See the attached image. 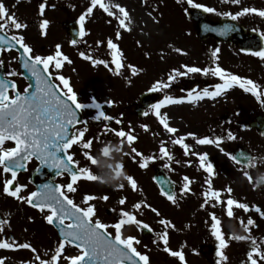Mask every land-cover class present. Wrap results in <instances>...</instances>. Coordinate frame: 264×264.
Returning a JSON list of instances; mask_svg holds the SVG:
<instances>
[{"label": "rangeland", "instance_id": "obj_1", "mask_svg": "<svg viewBox=\"0 0 264 264\" xmlns=\"http://www.w3.org/2000/svg\"><path fill=\"white\" fill-rule=\"evenodd\" d=\"M43 0H13L12 8L18 12V19L21 23L26 22L28 27L19 33H23L25 41L33 48V54L48 55L55 51V45L60 44L62 52L72 61L71 64L64 63L63 67L56 70L50 65V71L53 76L56 74L64 75L69 79V84L73 91L77 93L78 102L90 103L91 98L95 97L97 102L103 105V111L107 115L120 119L122 122L117 124L115 119L106 122L108 126L116 130H124L127 132L129 128L132 129V134L136 136V140L131 145L128 144L126 137L119 138L112 132H103V121H94L91 119L95 115L94 109L81 110L84 121H88V131L83 138L85 141L92 139L93 143L91 149H82L79 145H74L71 151L74 153V159L79 161L77 167H86L90 171L97 174L101 178H107L111 172L109 165H115L118 171H124L126 176H131L136 181L137 188L133 190L129 185L127 179H124L123 188H119L118 183L113 186H104L98 181H87L80 179L74 185L77 191L74 193H67L66 188L63 189L66 194L74 200L75 203L81 207L86 205L81 203L85 194H90L97 199L90 201L95 205V217L102 222L111 224L115 222L112 216L108 217L105 214L106 210L115 209L114 214L119 215L121 208L133 212L137 219L147 223L153 229L154 236L151 238H144L141 236L139 228L135 226H125L123 234L125 236L132 235L140 240V244L136 245L138 251L146 254L149 257L150 264H195L192 260L186 263L179 261L178 263L168 259L171 257L169 253L163 249L165 247L163 241L157 240V234L164 231V226L158 223V220L163 218L170 222L174 227H169L168 231V247L171 251H180L185 259L191 254H195L199 242L196 234H200L205 243L211 242L215 247L217 243L211 235V223H201L204 220L211 219L209 212L221 218L220 228L225 239H229L233 235H243L254 238L261 250H264V218L260 217L258 213L249 211L245 213L242 209L234 208V216L228 217L223 208L217 206L215 208L210 205H205L202 210L200 204L196 200L199 194L203 193L207 185L204 183L207 174L199 168V161L196 156H185L183 149L179 145H172L171 139L179 136H184L187 133L195 130L191 127H186L180 121L171 120L177 129L176 133L169 134L165 131L159 121L152 122L149 114L139 120L135 117L134 109L138 104L140 95L146 93L151 84L161 78L166 79L167 72L173 68H179L181 64L195 65L204 57L210 56V49L216 47L212 40L204 42L197 39L194 29H192L193 22L185 16L184 9L186 4H177L176 0H148L147 4L143 0H114L121 6H125L132 18L130 31L121 30V39H115V31L117 25L115 21L108 16L102 19L98 18L97 12L85 20V27L88 33L87 36L80 39L76 50L72 49V45L66 39L63 26L59 25V21L77 18L84 12L88 6L89 0H47L45 9V16L40 17L38 14V5ZM208 6L215 7L218 11L235 12L241 7H255L257 9H264V0H241L240 5H231L221 3L220 0H198ZM55 5V7H51ZM8 7H11L8 5ZM153 8L156 11H153ZM95 11V10H94ZM152 12L155 20L148 15ZM46 18L49 24L46 29V35H40L39 21ZM207 18L211 21L217 22L222 17L215 14H207ZM94 19V20H93ZM142 19H145L147 28ZM69 20V21H70ZM112 21L109 23V21ZM36 21L37 25L31 24ZM142 22V23H141ZM242 25H253L257 27L264 23L255 15H245L240 17L237 21ZM108 38H112L121 51L123 64L125 67L120 69L121 74L115 75L109 72L103 65H93L91 61L84 60L79 53L84 51L86 54L92 55L94 58L108 60L109 67L115 70V65L111 64V56L108 54L106 42ZM100 40L103 43L97 47L96 41ZM182 49L186 53H177L174 49ZM147 53V55H145ZM203 54V56H202ZM238 55H241L238 53ZM185 56L181 61L179 57ZM187 56L195 59L187 58ZM173 67L171 68L170 65ZM133 65L139 71L136 75H132L127 65ZM17 84L18 91L22 92L26 87V82L23 80H14ZM61 88L59 81H55ZM113 101L109 106L106 101ZM188 108L183 107L185 111ZM164 110L161 112L163 113ZM173 113V112H172ZM147 126V130L141 128L140 125ZM84 127L83 124L77 128ZM191 130V131H190ZM100 135V139L104 143L98 142L95 137ZM121 139L124 143L121 145ZM165 141V146L171 151L174 159L169 163L170 170L167 175L175 182L178 191L176 203L167 201L157 190L152 181L154 174V164H162L165 160L156 159L150 161L148 166L144 169L139 167L137 161L133 160L134 153H131V148H135L144 156H159L160 141ZM186 143L193 145V151L207 153L209 160L214 164L215 175L212 177L213 187L215 189H224L226 187L232 188V197L239 202L247 203L250 208L251 205H257L264 208V186L263 191H259L255 186V179L257 177L264 178V139L258 134H249L238 129L236 139L234 142H225L221 147L226 152L235 151L237 146H243L249 153L255 157L248 169H243L232 164L231 160H227L226 155L221 153L214 145H195V142L186 139ZM107 144L111 148L108 156H105L101 151L102 147ZM3 147H14L11 141H5ZM215 147V148H213ZM88 151L91 155L99 157V164L97 168L90 164L83 153ZM130 153V154H129ZM219 154V155H218ZM138 159V158H137ZM191 160V164L185 161ZM180 161V163H176ZM198 162V164L196 163ZM122 164V169L117 166ZM37 167L35 161L28 162V171H32ZM190 171L196 174L193 179L189 176ZM247 172L252 180L249 181ZM189 177L192 181L189 188L193 193L190 197V192L180 196V187L184 183L183 177ZM5 178H11L10 173H4L0 168V217L6 220L7 223L3 225L4 232L8 237L12 236L17 242H29L37 249V252L42 258L48 259L58 244V239L54 229L48 225L43 219L45 212L31 208L27 203L18 201L17 199L7 196L3 193V181ZM18 182L22 185H27L23 189L21 195H27L34 191V187L28 182V177L24 174H17V179L14 184ZM69 179L65 175L57 178L56 183L66 185ZM197 191V192H196ZM104 195L108 196L107 200L99 199ZM227 193L223 194V199L227 198ZM121 197H125V204L118 203ZM143 201L151 206L141 207L140 210H134L132 205ZM155 208L161 215L157 216L151 209ZM227 216V217H226ZM29 217L32 219L29 220ZM251 217L255 221L254 226H249V231H245L241 223H247L248 218ZM224 218L231 220L227 221ZM108 231L114 233V229L109 228ZM261 232L262 236H257ZM245 234V235H244ZM262 237V238H261ZM246 241V242H245ZM250 239L235 240L229 239V244L226 248L233 249V252H243L242 249L246 247ZM201 243V242H200ZM247 252L250 247H247ZM48 252L49 256H44ZM77 250H69L65 246V252L62 255L75 254ZM169 256V257H168ZM0 258H3L5 264H22L33 259V253L27 249L5 250L0 249ZM259 257H256V259ZM184 261V260H183ZM261 263V262H260ZM58 264L60 262L58 261ZM63 264H67L66 261ZM264 264V261L261 263Z\"/></svg>", "mask_w": 264, "mask_h": 264}, {"label": "snow or ice", "instance_id": "obj_2", "mask_svg": "<svg viewBox=\"0 0 264 264\" xmlns=\"http://www.w3.org/2000/svg\"><path fill=\"white\" fill-rule=\"evenodd\" d=\"M147 4L148 0H143ZM177 4H186L184 9L187 14L189 9L199 10L206 14H215L226 20H230L233 23H224L220 27H210L208 24H204L202 27L205 31L215 32L218 36H226L234 31H237V24L240 17L245 15H255L261 19H264V9H257L255 7H241L235 12L231 11H218L215 7L208 6L204 3L198 2V0H176ZM221 3L240 5L241 0H220ZM47 6V0H43L38 5V14L40 17L45 16V9ZM55 7V5H51ZM94 9L102 10L108 17H111L116 25L115 39H121V30L130 31L132 24V18L129 11L125 6H121L114 0H89L88 6L84 12H82L78 19L77 24L80 26L77 35L82 39L87 36L88 33L85 27V20L94 14ZM153 11H156L153 8ZM148 15L155 20L152 16V12ZM112 21L110 20L109 23ZM49 21L46 18H42L39 21L40 35H46V29ZM28 25L21 23L14 14L8 13L4 3L0 0V51L15 50L18 53L17 57H14L19 62L21 68L25 70L28 77L32 82L24 89L23 93L16 91V84L14 81L8 79V77L17 76L18 73L14 70H10L4 74H0V168L4 173H11V178H5L3 181V193L7 196L13 197L18 201L27 203L32 208L38 209L46 214L43 219L48 225L53 226L59 231L58 244L54 251L50 255V258H42L37 252V249L29 242H17L15 238L8 237L4 232L3 225L7 223L6 220L0 219V249L16 250L27 249L33 253V259L28 262H22V264H63L64 261L67 264H150L149 257L146 254L138 251L136 245L140 244L135 236L123 234L125 226H135L137 228L146 229L152 232L153 229L147 223H144L137 219L136 215L123 208L120 209L118 218L115 222L108 224L102 222L99 218L95 217V205L89 203L97 199V197L85 194L81 203L85 204V207H81L71 199L63 190L66 188L67 193H74L77 188L74 186L77 181L84 179L87 181H98L97 174L93 173L86 167H77L79 161L74 159V153L71 149L74 145H79L82 149H91L93 140L88 139L85 141V133L88 131V121L80 120L79 113L84 109H94L95 115L91 117L94 121H103V132H112L116 137L125 138L129 145L136 140V136L132 134V129L129 128L127 132L124 130L112 129L108 126V123L115 119L117 124L122 121L116 119L113 116L107 115L103 111V105L97 102L95 97L91 98L90 103L78 102L77 93L73 91V88L69 84V79L64 75L56 74L53 76L50 71V65L56 70L63 67L64 63L71 64L72 61L66 56L62 50L61 45H55V51L48 55L33 54V48L25 41V37L22 34L8 35V31L15 29L17 31L26 29ZM252 31L259 37V46H249L243 48L240 51L244 52L252 57L258 58L261 62H264V30L259 28H253ZM80 41L73 39L70 41L72 45L78 44ZM103 42L96 41L97 47ZM108 54L111 56V64L115 65V70L109 67V61L105 59L94 58L90 54H86L84 51L79 53L80 57L84 60H89L93 65H103L109 72H113L115 75H120V69L125 67L123 64V58L118 44L113 41L112 38H108L106 42ZM177 53L186 55L182 49H174ZM220 47H214L210 49V65L205 67H199L195 65L181 64L179 68H173L167 74V78H161L154 81L148 88L149 93H162V98L156 102H149L147 108L143 111L144 116L149 114L156 117L159 123L163 126L165 131L169 134L177 132L175 127L169 126L167 114L161 113V109L167 105H175L183 103L185 101L189 103L198 102L204 99L215 100L218 97H223L228 90L238 87L243 90L244 93H250L257 102L264 107V89L262 86L253 81L252 79L242 77L238 74H234L225 70L218 63ZM147 55V53L145 54ZM4 65V61L0 59V68ZM127 68L131 71L132 75H136L139 71L136 67L129 64ZM194 75H200L203 77H215L219 82L200 87L195 85L189 89L181 88V92H186L185 96L174 97L168 93L175 83L180 78H191ZM55 81H59L61 88ZM11 89V94L9 90ZM106 103L111 106L113 101L108 100ZM83 124L84 127L77 128L76 125ZM141 128L147 130V126L140 125ZM242 128L247 125H241ZM101 134H97L95 139L98 142L104 143L100 139ZM264 135V132H261ZM191 137L194 140L195 145H214L219 149L221 153L228 156L234 163H239L240 159L248 161L249 163L256 159L245 153L239 155L226 152L221 147L222 142L227 140H235L236 136L233 132L228 131L226 137L224 135H205L198 137L195 133H187L184 136L171 139L172 145H179L184 151L185 156H196L199 161V168L207 174V178L204 183L207 185L206 190L202 193L204 200L200 205L204 208L205 205H210L215 208L220 206L224 209L228 217L234 216V208L242 209L245 213L254 211L258 213L260 217L264 218V209L257 205L250 206L247 203L239 202L231 195L232 188L226 187L224 189H215L213 187L212 177L215 175L214 164L209 160L207 153H201L193 151V145L186 143V139ZM5 141H12L15 147L5 148L3 147ZM121 145L124 140L121 139ZM103 152L105 156H108L111 152V148L105 144L99 152ZM131 153L135 155L133 160L137 161L139 167L144 169L148 166L150 161L160 159L165 160L164 167L169 168V163L173 161L174 157L171 151L165 146V141H160L159 156H144L138 152L134 147L131 148ZM130 154V153H129ZM85 158L91 165L97 168L100 163L97 159V155L93 156L88 151L83 153ZM35 158L39 162V171L42 168L55 171V176L59 177L63 173H68L70 179L66 185L59 183L47 182L37 186V190L31 191L27 197L21 195L23 189L27 185H22L18 182L14 184L17 179V173L21 170H27V162ZM138 158V159H137ZM180 163V161H176ZM187 164H191L192 161H185ZM247 166V165H245ZM111 168L112 165H109ZM122 169V164L117 166ZM119 174V172H117ZM248 176L249 181L252 180L251 176L247 172L244 173ZM129 185L133 190L137 188L136 181L131 176H126ZM184 183L180 187V196H183L190 191L189 184L192 182L189 177H183ZM163 185V182H161ZM171 183V182H168ZM10 186H12L10 188ZM119 188H123L121 183L117 185ZM227 193V198L223 199V194ZM161 195L165 196L172 203L177 201V193L170 188L161 186ZM99 199L107 200L108 196L104 195ZM125 197H121L118 201L120 205L125 204ZM151 208L150 205L143 201L132 205L134 210H140L141 207ZM157 216L161 214L155 209H151ZM115 211V209H113ZM208 215L211 217V235L216 243V256L219 258L216 264H221V261L226 260L227 257L222 254V249L227 247L228 240L223 236L218 225L220 224L219 218L212 212ZM32 218L29 217V220ZM67 221V223H66ZM158 223L164 226V231L157 234V239L153 240V243H157V240L163 241L165 247L164 251L169 253L173 257H178L183 262L184 257L180 251H171L168 247V231L169 227H174L166 219H159ZM244 230L249 231V226H254L255 221L249 217L247 223L244 224L241 221ZM114 229V233L108 231V229ZM229 239L245 240L250 239V250L247 252V260L243 264H258L256 257L260 260H264V250H261L257 241L254 238L246 237L243 235H233ZM73 246L77 252L72 255H62L65 252V246ZM44 256H49L48 252L44 253ZM0 264H5L3 258H0Z\"/></svg>", "mask_w": 264, "mask_h": 264}, {"label": "flooded vegetation", "instance_id": "obj_3", "mask_svg": "<svg viewBox=\"0 0 264 264\" xmlns=\"http://www.w3.org/2000/svg\"><path fill=\"white\" fill-rule=\"evenodd\" d=\"M12 1L13 0H2L8 13L14 14L15 17L18 19V12H15L14 9L12 8L13 7ZM22 1H28V0H22ZM8 5H10L11 7H8ZM94 10H95L94 12H97L98 18L102 19L104 16H107L102 10H98V9H94ZM69 20L70 19H67L65 21H59V25L63 26L64 28V26L68 22L77 21V18H72L70 21ZM207 20L211 21L208 18ZM23 23H26V22H23ZM236 23L238 22L236 21ZM31 24L37 25L36 21L32 22ZM238 24L243 28L246 34V40L245 42H242L241 45H238L235 42L222 43V42H218L213 39H207V40L208 41L212 40L213 43L216 45V47L217 46L220 47L221 52L219 53L218 63L220 64L221 67H223L225 70L230 71L234 74H238L242 77L252 79L256 83L261 85L262 89H264V62H261L258 58L252 57L240 51L241 49L248 48L249 46H259L260 44L259 37L257 36L256 33L252 31L253 28L251 26L253 25L250 26V25H242L240 23ZM259 25L260 26L257 27V23H256L254 28H259L261 30H264V23L259 24ZM192 29L196 31V27L194 23L192 24ZM23 30L24 29H22V31ZM12 34H22L23 35V33H19L15 29L8 31V35H12ZM66 39L68 40L67 36H66ZM76 47H77L76 45L72 46V49L76 50ZM238 53L241 55H238ZM17 56L18 54L14 51H0V59L4 61L3 67L0 68V74H4L10 70H14L18 73L17 60L14 59V57H17ZM184 57L185 56H181L179 57V59L182 61ZM187 58H189L188 60L195 59L189 56H187ZM184 61L185 60H183V62ZM210 63L211 62H210L209 57L207 58L203 56L202 60L198 63V66L205 67V66H209ZM170 67L171 68L173 67L172 62H171ZM168 73L169 72H167V74ZM8 79L12 81L17 80V79L22 80V77L18 73L17 76L8 77ZM216 82H219V81L215 77H203L200 75H194L191 78H180L178 82L175 83L170 90H168V93L170 95H173L174 97H181V96L186 95V92H181V88L189 89L195 85H200V87H204V86L216 83ZM17 88L18 87L16 84V90L18 91ZM159 95L160 97L158 99L162 98L163 94L159 93ZM183 107L188 108V109L183 111L182 110ZM163 110H164L163 113L167 114L169 126L175 127L174 122L171 120L172 118H174L175 121L182 122L184 126L194 128L195 130H193L192 132H194L198 137H203L205 135L211 136L213 134L224 135L226 137V134L228 131L233 132L234 135L236 136L238 129H241V131L245 133L258 134L260 137L264 139V135H261V133L250 128V125L252 124L253 120L256 117H262L264 119V107H261V105L257 102L255 97H253L250 93H244L243 90L238 87L228 90V92L223 97H218L215 100L204 99V100L194 102V103H189L185 101L183 103H179L175 105H167L164 108H162L160 111L162 112ZM151 119L153 123L154 122L157 123L158 121L155 116H152ZM241 125H247V127L242 128ZM188 139L194 142V140H192L191 137H188L187 140ZM234 141L235 140L225 139L223 143L234 142ZM226 158L228 161L230 160L228 156H226ZM196 159L198 161V158ZM164 163L154 164L153 165V167H155L154 170L161 169L165 174H167L166 172L170 170V167L165 168L163 166ZM196 163L198 164V162ZM232 164L235 165L233 162ZM248 168H245V169H248ZM195 174L196 173L194 171H190L189 176L193 179V176ZM175 184H176V181L174 182V187H175V192L178 195V191H177ZM263 186H256V188L262 192ZM190 193H191L190 197L187 196V198L193 197L192 191ZM196 200L201 205L204 200L203 195L200 193ZM204 208H202V210ZM217 217L219 218L220 222H222L221 218L219 216ZM224 219L231 222V220L228 218H224ZM208 222L212 223V220L211 219L204 220V217H203L201 223H208ZM196 235L198 236L197 239L199 240V242L196 243L197 245V248L195 249L196 252L195 254H191L190 256H188V258H186V255H185V259L183 263H186L189 260H192V262H194L195 264H216L217 260L219 259L215 254L216 244L214 247L212 246L211 242L205 243L203 239L200 237L201 236L200 234H196ZM257 236L263 237L261 232H258ZM227 240H228L227 247L231 246V244H229V239ZM250 243L251 241H249V243H246V247L242 249L243 252H233L232 250L236 249V246H233L231 250L228 248L222 249V254L226 256L227 259L221 261V264H243V262H246L247 260L246 250L248 249L247 247H250ZM66 246L68 247L69 250H72V249L76 250L75 248L69 245H66ZM168 259H171L172 261L175 260L176 263L181 261L178 257H173V256L169 257ZM257 261H258V264H261L264 260H260L257 258Z\"/></svg>", "mask_w": 264, "mask_h": 264}, {"label": "water", "instance_id": "obj_4", "mask_svg": "<svg viewBox=\"0 0 264 264\" xmlns=\"http://www.w3.org/2000/svg\"><path fill=\"white\" fill-rule=\"evenodd\" d=\"M191 20H193L195 22L196 25V34L198 36L199 39L201 40H206L209 37L214 38L215 40H217L218 42H230L232 40H235V42L239 45L242 44V42H244L246 40L243 30L237 25V31H234L226 36H218L215 32H210V31H205L203 29V25L204 24H208L210 27H220L221 25H223L224 23H233L230 20H222L218 23H208L205 20V13L200 12L199 10H195V9H189L188 13L186 14ZM79 25L77 23H70L66 26L65 30L67 35L69 36L70 40L73 39H79V36L77 35L78 31H79ZM3 46H0V48H2ZM19 65V62H18ZM19 72L21 73L22 77L27 81V83L29 84L30 82H32L30 80V78L28 77V74L25 72V70L23 68L18 67ZM154 100V93H144L140 96V105L141 107H138L135 109V115L138 118H141L143 116V110L145 108H147V105L149 104V102H153ZM80 120L83 121L82 118V114L79 113V117ZM80 125V124H78ZM76 125V126H78ZM263 124L261 123V121L259 119L256 120V122H254L251 127L256 128L257 130L263 131L264 127L262 126ZM15 145V144H14ZM240 153H245L247 155H249L246 151L242 150V149H238L235 154L239 155ZM37 163L38 166L37 168H35L33 171H31L28 174V180L30 182L31 185L34 186L35 190H37V186L42 184V183H47V182H53L55 183V180L57 178V176H55V171L54 170H49L47 168H42L39 171H37V169L39 168V162L33 158ZM28 164V162H27ZM238 165H242L245 166L249 164L248 161H245L243 159H240L239 163H236ZM27 168V165H26ZM18 173H24L27 174V170H21ZM17 173V174H18ZM68 175V173H65ZM69 176V175H68ZM154 182L156 183V185L158 186V188L161 191V186L170 188L172 191H174V185L172 183V181L165 176L162 172H160L159 170L155 171V176H154ZM163 182V185L162 183ZM171 182V183H168ZM258 185H262L263 184V180L262 179H258L257 181ZM12 186H10L11 188ZM106 214L109 216L111 215V211H106ZM1 219V218H0ZM67 223V221H66ZM57 232V235L59 237V231L58 229L54 228ZM140 232L144 237H148V236H152V232L147 231L146 229H142L140 228Z\"/></svg>", "mask_w": 264, "mask_h": 264}, {"label": "clouds", "instance_id": "obj_5", "mask_svg": "<svg viewBox=\"0 0 264 264\" xmlns=\"http://www.w3.org/2000/svg\"><path fill=\"white\" fill-rule=\"evenodd\" d=\"M99 161V157H97ZM119 172V174H117ZM126 174L124 171H118L115 168V165L113 164L111 167V172L109 173L107 178H101L98 176V182L101 183L104 186H113L118 183H122L123 180L125 179Z\"/></svg>", "mask_w": 264, "mask_h": 264}, {"label": "bare ground", "instance_id": "obj_6", "mask_svg": "<svg viewBox=\"0 0 264 264\" xmlns=\"http://www.w3.org/2000/svg\"><path fill=\"white\" fill-rule=\"evenodd\" d=\"M142 22H144L143 24H145V27L147 28L149 25H147V22H146V20L145 19H142ZM141 22V23H142Z\"/></svg>", "mask_w": 264, "mask_h": 264}]
</instances>
